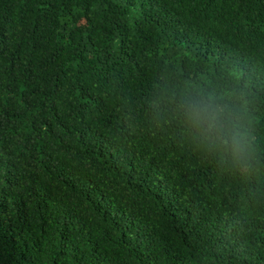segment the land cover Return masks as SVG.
<instances>
[{
    "label": "trees",
    "instance_id": "trees-1",
    "mask_svg": "<svg viewBox=\"0 0 264 264\" xmlns=\"http://www.w3.org/2000/svg\"><path fill=\"white\" fill-rule=\"evenodd\" d=\"M0 264H264V0H0Z\"/></svg>",
    "mask_w": 264,
    "mask_h": 264
}]
</instances>
